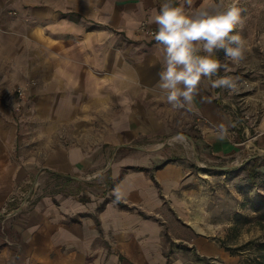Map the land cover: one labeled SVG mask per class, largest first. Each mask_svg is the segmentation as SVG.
I'll return each mask as SVG.
<instances>
[{
  "label": "crops",
  "instance_id": "obj_1",
  "mask_svg": "<svg viewBox=\"0 0 264 264\" xmlns=\"http://www.w3.org/2000/svg\"><path fill=\"white\" fill-rule=\"evenodd\" d=\"M165 2L0 0V84L28 76L40 83L21 115L0 94V208L17 185L45 184L8 221L21 248L15 264H192L195 252L200 261L219 255L206 233L216 223L217 175L199 169L200 159L238 155L219 131L238 121L207 78L190 109L172 108L155 89L162 54L136 29L144 19L157 29ZM17 47L36 52L17 56ZM258 145L264 149V133ZM107 165L100 183L83 179ZM255 170L264 172V150L238 175ZM14 251L0 246V264H14Z\"/></svg>",
  "mask_w": 264,
  "mask_h": 264
},
{
  "label": "rangeland",
  "instance_id": "obj_2",
  "mask_svg": "<svg viewBox=\"0 0 264 264\" xmlns=\"http://www.w3.org/2000/svg\"><path fill=\"white\" fill-rule=\"evenodd\" d=\"M188 12H192L202 5L207 6L211 0H192L189 6L186 0H180ZM217 3H223L224 6L235 5L241 10L243 25L235 30L234 34H239L246 45L245 59L239 64L233 63L226 58L224 50L216 52V57L224 66L219 70L218 74H232L235 76H249L253 79L264 80V0H216ZM11 17L15 18L20 15L18 8L8 9ZM147 22L146 19L141 22ZM140 22V23H141ZM139 23V24H140ZM151 25V23H149ZM154 29L153 25H151ZM139 27V25H138ZM139 34H145L138 31ZM157 30V29H156ZM154 38L153 35L147 34ZM29 37L33 36L31 33ZM35 49L14 48V55L20 56L21 53H28L29 57L32 53L35 54ZM202 55L205 53L201 52ZM6 67V73H8ZM4 68V67H3ZM215 79V76L212 77ZM8 78L3 84H0V94H6L4 100L6 103L13 106L16 113L21 115L27 95L30 94L33 88H36L40 83L37 76H28L20 82H10ZM23 86L24 93H20L18 88ZM264 87L263 83L261 88ZM179 120H182L181 117ZM193 130L200 131L194 126ZM118 148H109L111 156H115ZM94 152L97 151L94 147ZM247 161H236L235 157H217L202 156L200 164L205 174L214 173L215 182L212 187L218 194V207L213 208V217L215 221H220L213 226H206V233L211 234V237L216 239L220 245L221 251L218 256L203 258L195 252V255L190 257L194 261L192 264H263L264 262V172L259 175L258 171H253L254 174L247 176L238 175L239 172L246 167ZM108 165L101 170H94L83 174L82 177L87 182L100 183V178L108 173ZM208 176V175H206ZM246 176V177H245ZM247 179V183L245 180ZM39 182V192L43 195L45 184L43 179L36 178L33 182ZM32 182V181H31ZM245 186V187H244ZM243 189V191H240ZM34 204V203H33ZM33 204L22 207L21 204L16 207L9 205L8 209L0 208V246L11 245L14 247L15 255L11 261L15 264L17 253L20 252V245L15 243L8 233V221L15 219L22 212L28 210ZM209 216V215H208ZM210 217V216H209ZM211 218V217H210ZM211 218L210 220H212ZM208 222V221H207ZM210 223V222H208ZM193 249L192 247H190ZM181 259V258H180ZM183 259V258H182Z\"/></svg>",
  "mask_w": 264,
  "mask_h": 264
},
{
  "label": "clouds",
  "instance_id": "obj_3",
  "mask_svg": "<svg viewBox=\"0 0 264 264\" xmlns=\"http://www.w3.org/2000/svg\"><path fill=\"white\" fill-rule=\"evenodd\" d=\"M186 3L190 6L192 0ZM153 20L157 25L154 40L162 54V70L155 89L164 94L172 108L190 109L199 94L202 78L210 80L212 88H225L233 93L238 90L234 78L218 76L224 66L215 58L216 52L224 50L226 58L235 64L245 59V42L234 34L243 25L238 7L211 0L207 6L188 12L183 5L167 0ZM201 52L205 54L200 55ZM214 76L218 78L213 80ZM116 197L121 198L118 189Z\"/></svg>",
  "mask_w": 264,
  "mask_h": 264
},
{
  "label": "built area",
  "instance_id": "obj_4",
  "mask_svg": "<svg viewBox=\"0 0 264 264\" xmlns=\"http://www.w3.org/2000/svg\"><path fill=\"white\" fill-rule=\"evenodd\" d=\"M138 31L153 35L156 31L149 23L143 21L139 24ZM219 77L230 76L238 83L236 92H229L225 88H214L216 99L223 106L227 107L237 121L238 125L233 129H220V133L228 137L235 145L240 148V153L235 157L236 161L251 159L264 149L258 145V139L263 135L261 123L264 120V87L259 79L249 76H235L232 74H218ZM218 78L215 76V79ZM22 94L25 91L23 86L18 88ZM39 182H28L19 184L14 188L12 196L3 205L2 210H7L9 205L19 204L27 207L37 201L41 196L39 192Z\"/></svg>",
  "mask_w": 264,
  "mask_h": 264
},
{
  "label": "trees",
  "instance_id": "obj_5",
  "mask_svg": "<svg viewBox=\"0 0 264 264\" xmlns=\"http://www.w3.org/2000/svg\"><path fill=\"white\" fill-rule=\"evenodd\" d=\"M263 264H264V262H263Z\"/></svg>",
  "mask_w": 264,
  "mask_h": 264
}]
</instances>
